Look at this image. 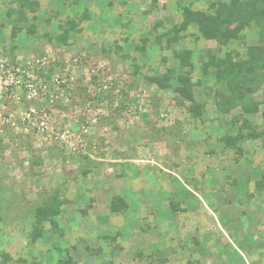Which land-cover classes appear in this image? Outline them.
<instances>
[{"label": "rangeland", "instance_id": "rangeland-1", "mask_svg": "<svg viewBox=\"0 0 264 264\" xmlns=\"http://www.w3.org/2000/svg\"><path fill=\"white\" fill-rule=\"evenodd\" d=\"M22 1L0 0V60L31 69V105L52 113L53 133L0 125V264H264V150L249 138L264 131V75L255 112L225 113L232 91L201 72L211 57L245 59L259 28L225 45L174 32L184 9L231 0ZM70 21L79 33L63 41ZM186 51L193 100L178 91L190 67L174 52ZM22 76L0 114L29 107ZM55 197L60 212L41 219ZM113 197L125 213H110Z\"/></svg>", "mask_w": 264, "mask_h": 264}, {"label": "trees", "instance_id": "trees-1", "mask_svg": "<svg viewBox=\"0 0 264 264\" xmlns=\"http://www.w3.org/2000/svg\"><path fill=\"white\" fill-rule=\"evenodd\" d=\"M22 6L32 7L37 6V2H30L27 0L22 1ZM219 4V3H218ZM214 9L212 14L192 12L188 9L183 10V19L179 26L174 27V32H183L189 27H196L205 39H214L220 45H225L230 39H240L242 31L250 27L251 24H255L259 28V41L261 46L247 48V57L243 60H233L230 56L220 60L214 61L211 57L208 64L202 66V73L211 75L219 82H223L232 91L231 95L224 97L222 102L217 104V108L222 112H229L230 109L241 105L242 109L247 112H255V104H253L250 95L257 87L258 82L264 75V0H231L226 4H219L217 7L211 5ZM24 13V12H23ZM21 11V17H23ZM79 23L89 20V9L82 8L79 15ZM69 22H67L68 24ZM69 27L71 32L66 30L59 37L65 41L70 35H74L79 32H73L75 24L70 21ZM59 39V38H57ZM169 41L167 40V44ZM174 55L179 58L182 66L190 67V70L185 72V75H179V94L183 97H187L188 100H193L191 91V79L188 74L192 71V64L189 60L190 52H174ZM214 61V62H213ZM213 66V69L209 67ZM162 86V83L158 82V79L153 80ZM162 88V87H161ZM239 90L242 94H239ZM195 116H198L195 114ZM249 138L259 139L261 141V147L264 150V131L256 133L252 131L249 133ZM226 143L228 146L237 145V138H227ZM38 163V162H37ZM62 201L55 198L51 203H47L44 211H42L41 219L48 217L47 215H58L60 212V206ZM126 203L119 197H113L110 201V213H125L127 210ZM85 211L87 208L84 209ZM83 211V213L85 212ZM39 218V220H41ZM104 218V217H103ZM103 218L101 219L103 221ZM105 221L108 217L104 218ZM42 222V221H41ZM56 223L54 227H56ZM38 231V230H35ZM109 237V238H108ZM105 238L108 241H113L114 237L108 236ZM57 264H77L71 259L68 254L57 261Z\"/></svg>", "mask_w": 264, "mask_h": 264}, {"label": "built area", "instance_id": "built-area-1", "mask_svg": "<svg viewBox=\"0 0 264 264\" xmlns=\"http://www.w3.org/2000/svg\"><path fill=\"white\" fill-rule=\"evenodd\" d=\"M36 62L38 63L39 59L36 60ZM32 73L33 72L31 71V69H29V67L21 69L20 65L18 64H9L0 60V105L4 106L3 102L7 101V98H10L9 92L12 88L20 86L19 79L23 77L22 75L24 74L27 78V81L24 86L25 101L30 104L29 107L19 110V116L16 113L14 114L10 112L0 114V125H7L10 127V129L18 130L20 132H27L29 128L35 127L37 131L41 132V134H43V132H49L50 134H52V113L46 112L47 110L44 109L38 110L37 108L31 105V102H34L39 98V93L33 85L32 80H30L32 77ZM52 81H54L55 84H60L57 78L52 79ZM38 83H40V86L44 85L42 84L41 80H39ZM40 86H38V89L43 88V90H45L47 88L46 85H44L43 87ZM14 116H16V118H19V120H15ZM2 132L3 131L0 130V133ZM68 133L69 132L66 130L63 131L60 135V141H63L65 138H68Z\"/></svg>", "mask_w": 264, "mask_h": 264}]
</instances>
